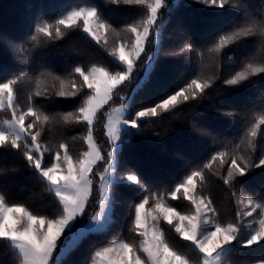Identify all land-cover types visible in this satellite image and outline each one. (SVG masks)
<instances>
[{
    "label": "trees",
    "instance_id": "1",
    "mask_svg": "<svg viewBox=\"0 0 264 264\" xmlns=\"http://www.w3.org/2000/svg\"><path fill=\"white\" fill-rule=\"evenodd\" d=\"M164 4L157 22L159 28L149 37L145 53L136 62L131 78L114 91L112 100L97 113L93 136L106 153L111 146L104 127L105 113L110 109L124 104L134 115L195 76L211 77V86L196 99L143 121L139 135H133L131 141L123 145L118 157L117 176L136 173L142 178L145 190L166 194L187 172L201 167L212 154L232 150L240 144L247 129L264 114V74L250 77L239 86L224 83L243 64L264 60V34L259 31L264 26V0H230L223 9L210 6L204 0H164ZM79 7H96L102 21L115 29V32L105 33L107 45L103 40L94 41L82 27L62 29L64 35L56 39L36 32L38 24H54ZM243 9L252 14L251 20L244 18ZM146 14L142 5L117 4L111 0H0V81L19 78L15 85L19 110L26 108L37 80L42 88H48V94L34 97L33 103L59 121L46 128L41 137L49 148L54 149L61 141L67 142L74 160L87 150L83 139L87 135L86 125L64 123L61 117L78 111L88 89L84 88L75 97H59L55 94L59 81H55L53 87V77L72 79L77 66L85 70L98 66L112 72L122 71L123 66L110 55V50L114 43L130 40L131 34L126 28L142 23ZM251 21L257 26L252 36L235 41L218 56L208 52L218 34L239 30ZM33 35L37 36L36 41L31 39ZM152 54L156 55V60L145 80V62ZM10 118V112L0 110V125ZM261 128L264 129V125ZM241 150L258 163L259 157L264 155V142L258 134L255 151L247 150L246 145H241ZM48 159L49 154H46V162ZM104 167V161L98 162L94 173L102 172ZM223 174L222 170L207 172L199 191L213 201L221 223H234L238 197L264 202V166L250 168L244 176H238L232 186L223 183L220 179ZM93 180L92 197L84 216L77 219V226L99 210V175H94ZM116 192L119 196L111 203L109 228L90 234L77 249L61 259L64 264H90L95 250L121 239L139 245L141 238L132 230V222L134 205L145 193L138 186L127 183ZM0 193L9 203L23 204L34 214L55 217L61 211L47 184L27 164L22 150L7 146L0 147ZM168 202L182 213L193 211L190 202L179 194L178 199ZM161 227L168 242L189 259V264H201L198 252L175 232L174 227L164 222ZM246 231L242 228V232ZM262 262L264 246L260 245L237 247L222 258V264ZM0 264H21L18 253L3 240H0Z\"/></svg>",
    "mask_w": 264,
    "mask_h": 264
},
{
    "label": "snow or ice",
    "instance_id": "2",
    "mask_svg": "<svg viewBox=\"0 0 264 264\" xmlns=\"http://www.w3.org/2000/svg\"><path fill=\"white\" fill-rule=\"evenodd\" d=\"M111 2L142 5L147 10L142 23L126 28L131 39L114 43L110 50V55L119 61L123 70L112 72L98 66L85 70L77 66L74 69L76 75L72 79L53 77V87L55 81H59V88L55 93L59 97H75L84 88L88 89L78 111L68 112L61 117L64 123H81L87 127V135L83 138L87 150L78 158L73 159L67 142L61 141L52 149L41 140L46 128L59 122L56 117L45 114L33 103L34 97L48 94L47 87L42 88L37 80L35 90L28 97L26 108L19 110L15 89L19 78L0 81V110L11 113V118L4 120V126L0 127V147L22 150L27 164L47 184L49 192L55 196L61 209L60 214L55 217L34 214L23 204L9 203L5 195L0 193V240L10 243L20 256L21 264H64L60 257L77 249L90 234L102 233L109 228L112 222L110 204L119 196L116 189L127 183L128 186H138L145 193L134 205L132 222V230L141 238L140 243L137 246L121 239L99 247L91 257V264H189V259L168 242L161 222L174 227L183 240L190 242L198 252L201 264H222V257L237 247L264 246V202L238 197L236 221L225 224L218 219L213 201L199 191L206 181L207 172L222 170L225 174L220 179L225 185L232 186L236 178L244 176L250 168L264 166V155L256 163L251 155L246 156L241 150V145H246L247 150L255 151L258 134L264 142V129L261 128L264 125V114L255 119L241 138L240 144L232 150L212 154L201 167L187 172L166 194L145 190L142 178L136 173L123 177L116 175L122 147L131 141L133 135H139L141 123L169 112L182 102L196 99L211 86L212 78L203 74L195 76L178 90L161 97L153 106L136 111L134 115L130 110L126 114L124 104L110 109L105 113L107 120L104 127L111 148L103 153L93 136L97 113L112 100L114 91L131 78L136 62L145 53L149 37L159 28L157 22L160 9L165 6L164 0ZM204 2L223 9L230 0ZM243 11L244 18L251 20L252 14L247 9ZM74 27H82L94 41L100 43L103 40L105 45L108 43L105 33L109 30L115 32V29L102 21L96 7L73 9L54 24H38L36 32L49 39H56L64 35L62 29ZM256 29V22L251 21L248 26L239 30L218 34V39L208 52L218 56L235 41L252 36ZM259 31L264 34V26ZM31 39L36 41L37 36L33 35ZM155 60V54L147 56L145 80L153 70ZM258 74H264V60L243 64L224 83L228 86H239ZM139 86L138 84L137 87ZM133 129L136 130L135 133ZM46 154H49L47 162ZM102 161L105 162L103 171L94 173V168ZM94 175H99L100 210L87 222L77 226V219L84 216L92 197ZM178 194L190 202L192 212L185 214L177 211L168 202L169 199H178ZM233 195H236L235 191ZM242 228L247 231L242 232Z\"/></svg>",
    "mask_w": 264,
    "mask_h": 264
},
{
    "label": "rangeland",
    "instance_id": "3",
    "mask_svg": "<svg viewBox=\"0 0 264 264\" xmlns=\"http://www.w3.org/2000/svg\"><path fill=\"white\" fill-rule=\"evenodd\" d=\"M125 106V109H126V114H127V106L126 105H124ZM118 107H120V105H118V106H116V107H113V108H118ZM2 126H4L3 124L2 125H0V127H2ZM100 210V209H99ZM98 210V211H99ZM110 213H111V204H110ZM226 255V254H225ZM64 256H62V257H60V259H62ZM223 258V257H222ZM21 259V258H20ZM90 264H91V262H90ZM259 264H264V262H262V263H259Z\"/></svg>",
    "mask_w": 264,
    "mask_h": 264
}]
</instances>
